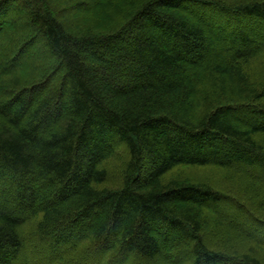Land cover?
<instances>
[{
    "label": "trees",
    "instance_id": "obj_1",
    "mask_svg": "<svg viewBox=\"0 0 264 264\" xmlns=\"http://www.w3.org/2000/svg\"><path fill=\"white\" fill-rule=\"evenodd\" d=\"M122 1L0 0V264H264V0Z\"/></svg>",
    "mask_w": 264,
    "mask_h": 264
},
{
    "label": "rangeland",
    "instance_id": "obj_2",
    "mask_svg": "<svg viewBox=\"0 0 264 264\" xmlns=\"http://www.w3.org/2000/svg\"><path fill=\"white\" fill-rule=\"evenodd\" d=\"M91 1H93V0H91ZM138 1L139 0H123L122 2H119V4L116 6L115 5V7L114 8H110V11L109 12H107V13H105L104 14V12H102L101 13V15H102V17H104L105 15H107V14H109V16H111V15H113L114 13H117V12H119V11H125V10H127L128 11V9H130V8H132V7H135V6H137V4H138ZM22 3H20V4H17L16 6H14L12 9H11V11H10V15L14 18V20H16L15 21V23L16 22H26L27 20H26V12H25V10H24V8L22 7V5H21ZM52 4V3H51ZM112 9V10H111ZM126 11V13H125V16H127V12ZM193 14L197 17V19H199V20H201V21H203V19H202V17L200 16V14H198V13H196V12H193ZM108 16V17H109ZM99 17H101V16H99ZM88 22H92V19L91 20H89L88 19ZM94 22V21H93ZM214 25L218 28H221V33H225V34H227V27L225 26V23H223V22H220L219 20H217V19H214ZM96 23V22H95ZM12 25H14V23H12L11 24V26ZM83 26V25H82ZM110 26H111V23H110ZM112 27V26H111ZM105 29H107V28H104L103 27V30H105ZM85 30V28L84 29H79L77 32L78 33H81L82 31H84ZM212 32L214 33V31L212 30ZM215 37V36H214ZM221 43L222 44H226L225 42H223V41H221ZM7 49V48H6ZM5 49V50H6ZM35 47L34 46H32V48H30V50H29V54L30 55H32L35 51ZM36 52H39V53H41L42 54V51H40V50H37ZM14 53V52H13ZM12 53V54H13ZM16 55V54H15ZM26 61H28V60H26ZM263 62H264V60H263ZM263 67H264V64H263ZM260 72H261V69H260V66L259 67H257L256 68V73H257V76L260 74ZM262 74H264V72L262 73ZM262 74L260 75V77H258V80H260L261 79V76H262ZM116 157H119V158H122V155H119V152L117 151L116 152V155H115ZM113 162V161H112ZM112 164H110L109 165V168H110V166H111ZM115 166V165H114ZM110 182V183H109ZM109 182H108V187H114V188H117L118 187V185H119V183H118V180H117V177H116V171L115 170H111L110 171V177H109ZM115 184V186H113ZM31 226L33 227V224H31ZM213 228V227H212ZM212 228H206L207 229V232H211V230H212ZM23 229V228H22ZM24 232H28V229H27V227H25V229H24ZM81 246H87V243H83ZM36 253H37V251H35ZM77 254H78V252H77ZM76 254V255H77ZM66 259V258H65ZM68 260V259H67ZM155 264V263H154ZM156 264H159V263H156Z\"/></svg>",
    "mask_w": 264,
    "mask_h": 264
}]
</instances>
